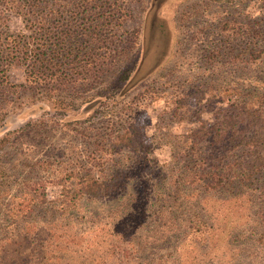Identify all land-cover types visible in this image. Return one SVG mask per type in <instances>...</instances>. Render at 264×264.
I'll list each match as a JSON object with an SVG mask.
<instances>
[{"label": "rangeland", "instance_id": "374dc122", "mask_svg": "<svg viewBox=\"0 0 264 264\" xmlns=\"http://www.w3.org/2000/svg\"><path fill=\"white\" fill-rule=\"evenodd\" d=\"M125 7L102 51L73 34L76 81L47 88L23 63L9 69L18 88L0 100V264L27 263L34 249L39 264H264V167L235 169L244 150L226 153L210 133L237 106L264 114V0ZM109 47L121 56L108 67ZM202 125L210 134H196ZM136 129L146 153L122 145ZM87 176L109 191L65 203Z\"/></svg>", "mask_w": 264, "mask_h": 264}, {"label": "trees", "instance_id": "16d2710c", "mask_svg": "<svg viewBox=\"0 0 264 264\" xmlns=\"http://www.w3.org/2000/svg\"><path fill=\"white\" fill-rule=\"evenodd\" d=\"M128 1L0 0V100L14 94L18 88L11 84L8 75L10 67L14 64L23 63L32 83L47 88L52 81L53 83L76 81L72 75L73 68H76L74 59H79L82 55L80 51L72 57L73 34L77 32L83 37L90 35L93 38L90 49L93 47V50L102 51V34L114 33V29L123 21ZM8 14H15L26 22L29 37L13 33L5 27ZM77 16L80 18L76 21ZM61 23L62 25H58ZM108 44L117 45L112 40L105 45ZM105 50L103 55L109 67L121 55L118 54L117 48L109 47ZM97 55L102 57V53ZM94 59L97 66H102L101 58L96 59L94 56ZM93 61L80 64H91ZM130 72H132L130 69L124 71L118 77V83H125L130 78ZM72 78L73 80H70ZM6 111L3 108L0 112L3 118ZM209 131L202 125L196 134L203 136L211 133L214 143L226 142L228 147L226 153L244 150L242 157L233 164L235 169L254 172L264 167V114L260 109L247 105L237 106L231 115L211 128L212 132L208 133ZM140 134L137 129L127 131L120 138L122 145L129 147L133 152L146 153L147 148ZM213 186L217 187L216 183ZM109 188L107 181L87 176L75 182L71 188H65L62 198L67 204H78L84 199L103 196ZM28 254L27 263L22 261V264H39L42 254L37 253L35 249ZM11 264L20 263L13 261Z\"/></svg>", "mask_w": 264, "mask_h": 264}]
</instances>
